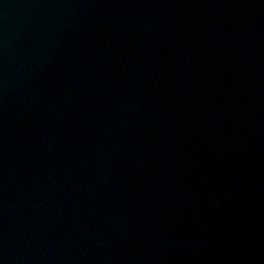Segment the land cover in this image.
<instances>
[{
  "label": "water",
  "instance_id": "water-1",
  "mask_svg": "<svg viewBox=\"0 0 264 264\" xmlns=\"http://www.w3.org/2000/svg\"><path fill=\"white\" fill-rule=\"evenodd\" d=\"M0 264H264V0H0Z\"/></svg>",
  "mask_w": 264,
  "mask_h": 264
}]
</instances>
